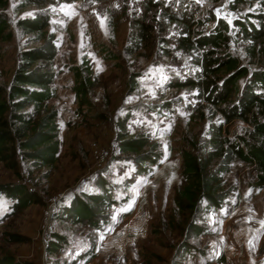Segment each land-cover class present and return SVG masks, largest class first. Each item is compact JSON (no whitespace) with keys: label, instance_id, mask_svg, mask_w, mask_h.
<instances>
[{"label":"rangeland","instance_id":"374dc122","mask_svg":"<svg viewBox=\"0 0 264 264\" xmlns=\"http://www.w3.org/2000/svg\"><path fill=\"white\" fill-rule=\"evenodd\" d=\"M2 11L12 33L0 40L3 84L10 81L21 49L41 43L18 19L47 17L56 55L52 95L44 109L56 111L60 142L51 165L33 166L19 148L17 165L0 159V183L21 182L39 198L14 209L12 197L0 194V258L10 255L17 264H206L225 259L232 264L225 253L220 259L222 239L234 229L238 240L244 230L254 237L264 234V187L253 184L255 171L237 159L224 173L232 187L227 202L195 216L200 233L187 228L192 214L177 211L174 202L183 182L184 153L205 155L214 123H221V135L232 138L248 126L238 118L226 120L206 99L199 81L204 75L195 61L206 47L184 48L180 35L207 33L223 19L227 41L214 54L230 53L239 65L264 67L252 55L264 54V48L253 49L233 23L247 13L264 18V0H7ZM137 20L149 25L150 38L129 49ZM85 65L94 84L88 102L82 103L74 90V67ZM131 135H144L154 146L155 160L145 162V172L137 171L133 153L119 149V138ZM97 181L110 187L114 199L97 217L100 228L61 211L83 192L97 191ZM52 234L60 241L48 251Z\"/></svg>","mask_w":264,"mask_h":264},{"label":"trees","instance_id":"16d2710c","mask_svg":"<svg viewBox=\"0 0 264 264\" xmlns=\"http://www.w3.org/2000/svg\"><path fill=\"white\" fill-rule=\"evenodd\" d=\"M7 0H0V9H4ZM0 10V40L12 36L6 14ZM176 18L175 14H168ZM256 22L252 21V18ZM242 35L248 39L253 49L264 48V18L260 13H247L243 19L235 18ZM18 24L26 30L35 33V38L41 40L39 45L21 49L18 63L8 84L0 82V159L17 165L16 149L30 158L33 166L51 165L57 159L59 138L57 137L56 111L45 110L47 99L52 95L51 83L55 72L52 61L56 55V45L53 34L46 30L47 17L42 14L33 17H22ZM228 23L218 19L216 25L207 33L197 34L190 38L180 35V46L184 48H204L203 57L195 58L201 67L206 93L205 97L214 103L226 120L238 118L248 124L246 132L237 134L234 138L221 135V123H214L210 138V150L205 155H195L185 152L183 156V182L176 188L174 195L177 211H188L192 218L187 228L196 233L203 229L195 222L198 212H209L220 208L227 202L231 185L224 178L230 168V162L237 159L247 164L255 171L257 187H264V67L249 68L239 65L238 58L230 53L214 54L227 41ZM150 38L149 25L137 20L136 27L130 32V45L140 47L145 39ZM197 45V46H196ZM257 48V50H258ZM260 58L264 64V54H252ZM110 56H114L110 54ZM85 66H75L77 83L74 90L82 103H87V95L93 80ZM226 71L222 74L221 72ZM240 78L242 81L240 82ZM134 87L133 85H131ZM31 106V108H27ZM119 149L130 151L132 161L137 171L145 172V162L155 160L154 146L148 144L144 135L122 136L119 138ZM218 157L217 164H213ZM95 192H83L80 197L72 199L69 206H63L62 212L68 211L74 219H86L96 228L97 221L105 205H110V187L106 183L96 182ZM12 197L13 208L21 209L28 204L39 201L37 195L21 182L0 183V194ZM63 215V214H62ZM11 239L18 240L19 235L10 233ZM58 236L57 233H54ZM59 238L50 237L46 249H57L53 244L59 243ZM186 241L181 242L185 251ZM0 264H17L10 255L0 258Z\"/></svg>","mask_w":264,"mask_h":264},{"label":"crops","instance_id":"0c3cea01","mask_svg":"<svg viewBox=\"0 0 264 264\" xmlns=\"http://www.w3.org/2000/svg\"><path fill=\"white\" fill-rule=\"evenodd\" d=\"M228 216L230 215L228 214ZM237 232L238 229H234L232 235L220 241V247L225 245L224 252L220 248V259L225 253L224 257H228L232 264H264V234L254 237L244 230L241 234V239L238 240L239 235ZM235 241H238L239 244H235Z\"/></svg>","mask_w":264,"mask_h":264},{"label":"built area","instance_id":"2783aa9c","mask_svg":"<svg viewBox=\"0 0 264 264\" xmlns=\"http://www.w3.org/2000/svg\"><path fill=\"white\" fill-rule=\"evenodd\" d=\"M118 260H119V254H118V252H115L113 257H112V261L114 263H116ZM206 264H229V262L225 259V260H221L219 262H213V263L208 262Z\"/></svg>","mask_w":264,"mask_h":264}]
</instances>
